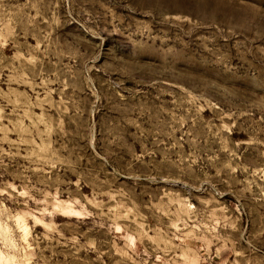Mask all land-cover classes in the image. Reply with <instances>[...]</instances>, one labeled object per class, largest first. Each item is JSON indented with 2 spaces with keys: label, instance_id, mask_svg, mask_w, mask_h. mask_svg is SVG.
Masks as SVG:
<instances>
[{
  "label": "rangeland",
  "instance_id": "1",
  "mask_svg": "<svg viewBox=\"0 0 264 264\" xmlns=\"http://www.w3.org/2000/svg\"><path fill=\"white\" fill-rule=\"evenodd\" d=\"M0 264H264V0H0Z\"/></svg>",
  "mask_w": 264,
  "mask_h": 264
}]
</instances>
